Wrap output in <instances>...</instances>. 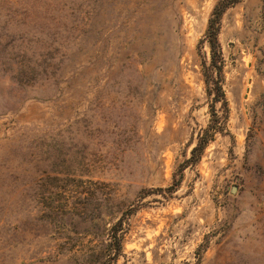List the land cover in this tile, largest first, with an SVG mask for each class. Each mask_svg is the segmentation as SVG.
<instances>
[{"label": "rangeland", "instance_id": "rangeland-1", "mask_svg": "<svg viewBox=\"0 0 264 264\" xmlns=\"http://www.w3.org/2000/svg\"><path fill=\"white\" fill-rule=\"evenodd\" d=\"M217 1L0 0V264H264V0L223 13L225 103Z\"/></svg>", "mask_w": 264, "mask_h": 264}, {"label": "trees", "instance_id": "trees-1", "mask_svg": "<svg viewBox=\"0 0 264 264\" xmlns=\"http://www.w3.org/2000/svg\"><path fill=\"white\" fill-rule=\"evenodd\" d=\"M237 0H218L214 6L211 17L209 19L206 39L210 43L212 50L211 64L205 70L206 83L210 93L215 92V100L223 99L225 103V91L223 89V67L224 57L221 51L219 32L221 29V19L225 10ZM216 126H211L199 135L196 145L192 148V156L188 161H196L201 158L208 142L213 138ZM214 129V130H212ZM212 130V131H211ZM122 221H118L111 227V239L108 244V251L111 257L116 256L122 249L124 234L122 231Z\"/></svg>", "mask_w": 264, "mask_h": 264}]
</instances>
